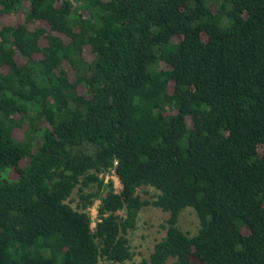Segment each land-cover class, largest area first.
Instances as JSON below:
<instances>
[{"label": "trees", "instance_id": "1", "mask_svg": "<svg viewBox=\"0 0 264 264\" xmlns=\"http://www.w3.org/2000/svg\"><path fill=\"white\" fill-rule=\"evenodd\" d=\"M146 205L136 264H264V0H0V264H123Z\"/></svg>", "mask_w": 264, "mask_h": 264}, {"label": "rangeland", "instance_id": "2", "mask_svg": "<svg viewBox=\"0 0 264 264\" xmlns=\"http://www.w3.org/2000/svg\"><path fill=\"white\" fill-rule=\"evenodd\" d=\"M112 179L115 189L119 190L121 185L116 176ZM94 189L95 187L92 186L91 188L86 189V191ZM136 193L142 200H152L156 197L158 190L152 186H141L137 189ZM77 198V188H75L69 196L67 202L74 207ZM98 203L99 201L96 200L93 206L90 207L92 227L95 225L97 214L96 208ZM168 215V212L162 211L160 208L152 205L143 206L138 211L134 227L129 229L127 233L129 248L133 256L130 260H126L123 264H136L142 258H147L149 256L153 250L154 244L165 234L164 225H166ZM177 225L183 232L190 236L197 233L200 223L193 207L187 206L180 211ZM100 263L114 264L104 259H100Z\"/></svg>", "mask_w": 264, "mask_h": 264}, {"label": "built area", "instance_id": "3", "mask_svg": "<svg viewBox=\"0 0 264 264\" xmlns=\"http://www.w3.org/2000/svg\"><path fill=\"white\" fill-rule=\"evenodd\" d=\"M99 176L100 177H104V181H107L109 178L112 179L115 175H114V171L112 170L111 173H110V175L109 174H104V175L103 174H100Z\"/></svg>", "mask_w": 264, "mask_h": 264}]
</instances>
